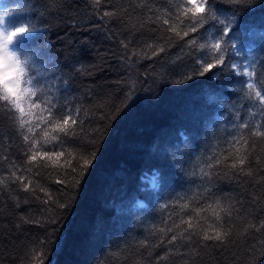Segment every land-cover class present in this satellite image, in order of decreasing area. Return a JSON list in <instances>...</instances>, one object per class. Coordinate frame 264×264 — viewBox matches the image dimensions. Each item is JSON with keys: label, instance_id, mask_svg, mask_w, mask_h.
<instances>
[{"label": "trees", "instance_id": "obj_1", "mask_svg": "<svg viewBox=\"0 0 264 264\" xmlns=\"http://www.w3.org/2000/svg\"><path fill=\"white\" fill-rule=\"evenodd\" d=\"M183 2L0 0L2 12H10L6 27H35L26 50L49 70L54 98L68 109L80 108L72 126L78 135L49 132L48 138L59 139L45 150L65 154L38 156L31 164L17 122L0 108V264H35L34 254L41 253L44 264H253V256L255 264H264V228L251 227L264 222V140L249 138L250 164L244 169L251 166L252 176L221 179L217 173L225 169L215 165V159L235 152L231 134L252 112L250 124L264 122L259 105L245 97L248 78L239 74L254 64V79L264 78V0H213L236 32L222 45L225 66L203 75L197 61L207 49L198 45L210 44L218 32L210 24L184 39L168 31L176 4ZM105 11L113 15L105 17ZM184 27L179 25L181 34ZM191 39L197 44L189 46ZM161 46L165 51L153 56ZM43 130H35L40 144ZM80 154L92 158L82 176ZM13 159L24 184L31 180L28 191L12 181ZM203 172L212 179H202ZM209 186L211 194L205 192ZM217 198L230 218L221 212L217 221L211 210L196 218L195 208L215 206ZM185 202L189 208L182 210ZM190 216L198 221L192 240L167 245L174 233L165 236L159 229ZM209 225L229 233L223 243L203 241L204 230L212 234ZM161 237L165 243L153 246Z\"/></svg>", "mask_w": 264, "mask_h": 264}, {"label": "snow or ice", "instance_id": "obj_2", "mask_svg": "<svg viewBox=\"0 0 264 264\" xmlns=\"http://www.w3.org/2000/svg\"><path fill=\"white\" fill-rule=\"evenodd\" d=\"M228 3L233 5H240L244 0H227ZM96 4L100 3V0H95ZM177 11L172 13L174 16V21L171 23L168 31L174 33L180 39L188 37L190 33H197L200 29L205 28L206 24H210L212 28H216L218 32V38H214L213 42L210 44L207 42L199 43L198 48L200 50H205V54L198 58V63L202 66L201 75L208 73L210 70L216 68L217 66H225V51L226 49L222 46L226 43L225 38L229 40L235 35L236 29L232 27L233 20L228 17L221 18L220 13L223 11L217 9L213 3V0H184L183 3L176 4ZM170 10H165V15H169ZM105 17L112 16V12L105 11L103 13ZM10 16V12L5 11L0 13V108L7 114L10 119H14L17 124V132L22 137L25 148L23 149V154L29 164L35 161L39 156L41 159L47 158L48 160L53 159V155L57 159L63 156L64 150L58 152H51L45 150V145L56 141L59 139V135H51L49 137V132L63 134L64 136H76L78 135L77 129L73 128V125L77 124V118L80 114V108L68 109L65 105H61L57 99L54 98L52 88L53 83H49L48 77L50 76L49 70L43 68L38 64V61L32 55L28 54L27 45L28 37L31 36L32 32L36 31L34 26L30 24H20L14 28L6 27V18ZM235 16V13H232ZM183 17L184 19H181ZM159 17H157V20ZM185 20L187 23H185ZM178 21V23H176ZM163 23L165 25L170 24L169 19H164ZM184 24V30H178L179 25ZM186 43L191 45H196L197 41L191 39L186 41ZM125 48L128 47L127 44L124 45ZM149 48L152 45H148ZM233 48L236 47L235 44L232 45ZM164 47H159L158 51H153L152 55L155 56L159 52H164ZM136 55V53H133ZM151 58V57H149ZM264 67V65H262ZM232 68L235 69L236 65L233 64ZM52 71H55L53 69ZM243 76L248 79L245 81V86L247 91L245 92V97L254 104L259 105V110L261 115H264V78L259 82L254 79L256 74L254 64H250L241 70ZM259 83V88L257 84ZM256 112H252L248 120H243L237 127L236 133L231 134V139L229 140V145L235 148V152H228V155L222 158L215 159V165H223L225 169L222 174L217 173L221 179L228 178L229 180L236 179L240 174L244 176H252L251 166L245 171L244 166L250 164L249 161V138L256 137L264 140V122L255 121L250 124L249 120L252 116H255ZM82 123V122H81ZM44 126L43 136L46 138L43 144L36 138L35 130ZM83 131V129H80ZM6 139V137H5ZM95 139V137H93ZM63 141H61V145ZM39 145V148H38ZM254 147V144H253ZM73 154L69 152L71 157ZM232 157L231 161L229 158ZM94 158V154H93ZM7 160L8 157H3ZM210 160L212 157L209 158ZM92 158L86 154H80V159L78 160V166L81 169L80 175L84 174V171L90 166ZM259 158H257L256 163L259 164ZM71 165V160L67 162ZM214 165L210 163L209 168ZM15 168V170H12ZM229 169L231 171H229ZM72 172H77V167H72ZM19 168L15 164L13 159L10 166V175L12 181H19L23 186L25 191H28V184H31V180L28 184H24L25 177L23 175H17ZM27 171H31L29 168ZM203 171V170H202ZM207 177L210 181L212 179V174L210 172H203L202 179ZM75 180V177H72ZM62 181L58 180L57 183ZM65 184L71 183V181H63ZM76 184H79V180H75ZM0 183H4V180H0ZM156 181L153 179V184ZM205 192L211 194V186L205 188ZM46 195L47 192L45 193ZM51 199V196L48 197ZM45 204L48 200L44 201ZM213 204H207V206H200L195 208L196 218H201V212L211 210L212 214L215 216L216 220L221 219V212H225L229 218L231 216V211L228 208L221 206V199L217 198ZM57 207L64 208L66 205L64 203L57 202ZM167 207V205H164ZM189 204L187 202L181 205V209H188ZM217 209H219L217 211ZM50 222L55 224V216L50 218ZM198 221L194 223L193 217H180L179 223H173L171 226L165 228H160L159 232L164 233H174L167 238V245H174L178 239L185 242L192 240L195 234L193 229L197 228ZM186 225V227H182ZM256 231H260L264 228V222H261L259 226L251 225ZM212 234H209L208 230L203 231L202 239L203 241H219L223 243L226 237L229 235L228 232H222L219 228H212ZM188 233V235H185ZM155 235V233H153ZM165 240L163 237L160 238L159 243L153 246H159L164 244ZM141 244L145 247L148 246L147 241H142ZM171 251V249H169ZM35 264H44L43 253L33 256ZM159 262L160 260H166L167 254L159 256L156 258ZM253 264H255V256H253Z\"/></svg>", "mask_w": 264, "mask_h": 264}, {"label": "rangeland", "instance_id": "obj_3", "mask_svg": "<svg viewBox=\"0 0 264 264\" xmlns=\"http://www.w3.org/2000/svg\"><path fill=\"white\" fill-rule=\"evenodd\" d=\"M0 13H3L2 10H1V8H0ZM152 183H153V180L150 179V180H149V184L152 185Z\"/></svg>", "mask_w": 264, "mask_h": 264}]
</instances>
